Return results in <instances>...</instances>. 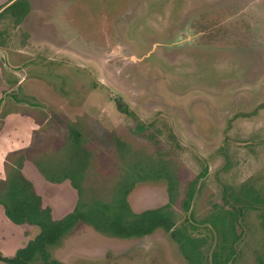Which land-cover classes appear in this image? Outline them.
I'll use <instances>...</instances> for the list:
<instances>
[{
    "label": "rangeland",
    "instance_id": "rangeland-1",
    "mask_svg": "<svg viewBox=\"0 0 264 264\" xmlns=\"http://www.w3.org/2000/svg\"><path fill=\"white\" fill-rule=\"evenodd\" d=\"M10 4L0 8L1 75L10 83L15 75L36 78L50 94H3L0 121L11 129L22 114L16 121L26 135L5 141V129L0 136V192L18 167L58 219L77 201H108L130 163L160 160L176 185L175 224L196 239L201 263L212 264L220 240L209 220L231 211L240 233L231 264H264V0ZM73 132L89 154L80 196L68 178L55 183L41 173L64 160ZM202 172L185 212L186 184ZM167 191L166 179H145L126 199L138 212L165 204ZM2 225L6 257L37 233ZM48 250L67 264H189L162 229L119 239L79 223Z\"/></svg>",
    "mask_w": 264,
    "mask_h": 264
},
{
    "label": "trees",
    "instance_id": "trees-1",
    "mask_svg": "<svg viewBox=\"0 0 264 264\" xmlns=\"http://www.w3.org/2000/svg\"><path fill=\"white\" fill-rule=\"evenodd\" d=\"M26 11L21 12L20 17H24L27 14ZM22 18L15 23H19ZM115 104L119 111L127 115L133 114L121 106L118 100H115ZM83 144L80 133L68 134L64 160L57 166L48 165V169L40 170L50 182L57 183L68 178L79 196L81 195L79 182L83 179L85 168L84 160L86 156L89 157ZM117 146L120 147V151L121 143L119 141ZM124 174L119 187L114 193L112 192L108 201H77L70 212L58 219H52L50 208L42 205L41 198L34 192L31 182L22 175L17 167L16 171L8 177L7 188L3 190V193L0 192V206L10 222L16 225H31L37 228V233L28 239L22 247L17 248L11 256L6 257L0 253V262L5 264H39V262L41 264H65L51 257L48 249L57 245L65 235L82 223L102 235L119 239L139 238L149 235L156 229H162L177 243L181 254L189 264H202L200 246L196 239L187 231L185 224H175L176 220H174L170 205L174 200L176 185L164 164L160 160L134 161L124 170ZM200 176H203V172L186 184L180 203L185 212L189 211L194 187ZM160 177L167 180V202L159 207L147 208L138 212L133 211L126 199L133 184L145 179ZM252 201L257 202L258 198L254 196ZM226 213L209 220L210 226L214 227L220 237L219 242L215 244L217 251H212L210 256L212 264H231L235 254L234 243L240 236V233H233L237 212L228 211Z\"/></svg>",
    "mask_w": 264,
    "mask_h": 264
},
{
    "label": "crops",
    "instance_id": "crops-1",
    "mask_svg": "<svg viewBox=\"0 0 264 264\" xmlns=\"http://www.w3.org/2000/svg\"><path fill=\"white\" fill-rule=\"evenodd\" d=\"M13 1L14 0H0V8H3L4 6L9 5ZM58 46L59 47H68L67 45H62V44H58ZM15 55L19 58L23 54L20 53V52H17ZM21 61H20V63H21ZM1 74H2V71L0 72V103H1L2 96H4L3 94L4 93H8L9 90H10V92L13 91V93H14V91L17 92L18 89H22L23 92L27 93L28 95H32V96L36 95L38 92H46L43 95L44 97H46L48 93L50 94V90L48 89V87H46L40 80H38L36 78H27L26 76H21V77L18 76L17 77V75H15V76H12V78H11L12 83H10V82L7 81V77L3 78V76ZM13 89H15V90H13ZM18 97H19V94L15 98L16 101H18V99H19ZM5 102L7 103L6 99L4 100V103ZM0 110H1V108H0ZM21 115L22 114H19V116H21ZM19 116L14 119L15 126H13L11 129H10L11 126L8 125L5 121H3V120L0 121V136L5 133V131H3V130H5V129L8 130V134L4 135L5 136L4 137L5 141H8V140H12V141H16V140L20 141L21 140L22 141L24 139V136L26 134L21 136V134L23 133V130L18 126L17 121H16V119L17 120L19 119ZM24 117H29V116L25 115ZM9 130H11L12 132H9ZM0 139H3V137H0ZM21 145H22V143H19V145L17 147L20 148ZM13 148H15V147H10L8 149H13ZM0 221H2V223H5L6 225H8L9 228H6L5 225H2V227L6 228V229H14V228H16L18 226H25L26 225V224L16 225V224H13L12 222H11L12 224L8 223L9 220L5 217L1 206H0ZM28 239H26V242H27ZM20 246L21 245H17V247H20ZM7 249H8V246H7ZM53 258H55V257H53ZM55 259H57V258H55ZM57 260H59V259H57ZM59 261L65 263V264L68 263V262H65L63 260H59Z\"/></svg>",
    "mask_w": 264,
    "mask_h": 264
},
{
    "label": "flooded vegetation",
    "instance_id": "flooded-vegetation-1",
    "mask_svg": "<svg viewBox=\"0 0 264 264\" xmlns=\"http://www.w3.org/2000/svg\"><path fill=\"white\" fill-rule=\"evenodd\" d=\"M83 1H81V3H82Z\"/></svg>",
    "mask_w": 264,
    "mask_h": 264
}]
</instances>
